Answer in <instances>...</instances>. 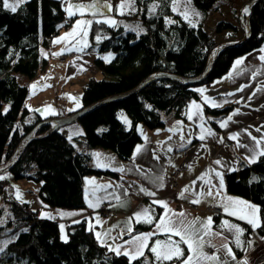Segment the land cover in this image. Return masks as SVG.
<instances>
[{
	"label": "trees",
	"instance_id": "16d2710c",
	"mask_svg": "<svg viewBox=\"0 0 264 264\" xmlns=\"http://www.w3.org/2000/svg\"><path fill=\"white\" fill-rule=\"evenodd\" d=\"M154 2L160 7L152 14L149 8ZM215 2L191 0L203 19ZM136 6L145 28L143 34L135 35L106 24L92 25L106 36L98 51H111L114 56L110 62L99 58L94 61L101 78L87 79L81 91V108L76 112L108 98L125 95L155 74L194 79L203 72L209 53L220 44L203 30L202 22L195 27L188 25L173 11L172 0H136ZM65 19L62 0H26L15 13L5 9L0 0V166L8 161L28 133L34 130L33 137L43 135L51 127L48 121L55 119H41L35 115L33 121L22 124L21 129L16 126L29 114L25 107L28 87L17 80V75L32 80L46 71L47 60L40 49L47 47L58 34L59 25ZM166 19L175 23L168 24ZM248 25L246 42L219 51L203 81L184 83L151 79L120 100L95 106L77 121L83 133L76 140L77 147L59 129L44 138L31 140L8 171L13 180L36 183V193L29 192L50 208L83 209L84 201H49L66 194L83 193L84 180L88 176L111 174L91 165L90 151L110 150L119 159L128 161L141 142L138 125L155 130L164 126V115L183 118L186 105L200 98L199 87L226 73L235 58L261 46L264 43V0H256L251 5ZM236 31L232 23L222 19L214 26L216 34ZM9 105V111L4 114V108ZM232 107L205 108V112L217 120ZM119 111L126 115L129 124L119 119ZM215 122L211 120L214 128ZM224 185L226 191L264 189V156H259L255 163L242 164L238 170L226 173ZM0 196L7 205L8 215L0 226V234L12 236L15 233L0 251V264H128L127 257L117 256L100 245L84 219L66 224L65 242L61 238L60 223L39 217L30 202L18 200L8 180H0ZM234 196L260 206L261 227L256 230L259 236L263 235L264 194ZM138 228L146 229L147 226H137L135 231ZM5 229L11 230L6 233ZM144 257L152 264L154 258L148 250L132 264H142Z\"/></svg>",
	"mask_w": 264,
	"mask_h": 264
},
{
	"label": "crops",
	"instance_id": "0c3cea01",
	"mask_svg": "<svg viewBox=\"0 0 264 264\" xmlns=\"http://www.w3.org/2000/svg\"><path fill=\"white\" fill-rule=\"evenodd\" d=\"M9 2L13 3L15 0H9ZM70 2L87 4L90 0H70ZM110 3L112 4L114 12L113 10L110 13L106 12V15L116 20L117 26L114 28L120 27L124 29L125 32L135 33V31L132 30H126L125 26L127 25L129 29H131L139 25V28L143 29V32H140V34L145 32V28L140 22V10L137 6V11L132 14L118 15L116 6L120 3V0H110ZM241 4L242 0H233L232 2L229 0H216L213 9L207 12L206 17L208 13H213L222 19V7L235 11ZM63 6L64 8L66 7L65 1H63ZM65 16L66 19L59 25L58 34L50 40L49 46L40 49L41 55L47 60L46 71L32 80H28L23 75H17V80L20 83L27 84L29 92L25 100V107L28 109L29 114L22 121L23 124L31 123L35 115L41 119L61 118L76 112L81 108V91L87 79L90 77L99 79L101 77L94 62L97 57L90 54L88 51H96L102 54L103 57L110 55V60L114 56V53L111 51H98L100 42L106 36L103 32L95 28L93 29L92 27L87 37L90 47H87L84 52L66 51L62 55L53 56L52 53H58L65 47V42L62 41L59 44H54L53 41L71 31L76 20L82 18L93 19L89 14L81 17L79 13H77L74 17L68 19L67 13L65 12ZM97 18L102 19V17ZM229 22L237 28V31L235 33L223 32L226 39L224 40L225 42L236 41L239 38L232 36L238 34L239 31L242 32L239 20H237V22L232 20ZM137 31H139V29H137ZM96 35L101 36L99 43L96 42ZM76 39H79V37ZM75 43L76 40H72L71 44L68 45L69 48ZM261 49H264V43L258 48L235 58L231 62L226 73L213 79L205 86L199 87L198 90H205L203 96L199 92L200 98L192 100L186 105L183 111V118L176 117L172 114L164 115V126L155 130H149L144 126L138 125L137 130L140 134L141 142L135 146L132 156L128 161L119 159L110 150L94 149L90 151L91 165L99 170L111 172V174L91 175L86 177L83 184V192L86 187L90 190L95 187V185L86 184V180L91 179H95L97 185H112V187L106 190L97 191H140L141 187L148 191L182 190L186 186H192V181L194 180L196 184L192 187H194L196 191H206V186L202 187L204 181L197 179L201 174L209 172L211 183L219 184V179L215 177L210 169L221 172L223 176V191H226L224 175L228 172H232L229 170L231 168L238 170L242 164H249L245 156H252V153L248 151L247 147L237 148V141L229 139V136L240 133L239 143L251 146L255 144V141L251 139L248 132L251 133V136L257 138H260L262 133H264V91H260V89L264 88V61L259 59L260 56H264V52L260 51ZM42 53H47V57ZM70 54L72 55L70 56ZM61 57H63V59H61ZM238 59H242L243 63L237 66L235 62ZM102 60L105 61L104 59ZM37 82V87L35 89L31 88V85ZM245 85H248V87H244L243 91H238L239 88ZM253 92H255V95H252ZM228 93H233V95H227ZM204 96H207L209 99L222 106L212 107L204 101ZM193 101L200 105V110H202L204 118L203 122L196 116H194L191 121L187 118L186 113H189L190 105ZM228 105H233V107L221 119L216 120L215 116L205 112V108L220 109ZM49 106L52 111H45ZM36 109H40L41 111H35ZM237 109L239 112L232 116V121H228L227 127L221 128L220 122L226 121L228 116L232 115ZM196 111L197 109H191L192 113ZM213 119L216 121V128L211 124V120L213 121ZM178 121L181 122L180 125H177ZM201 123H203L204 128L211 129L212 132L215 133V136H208L205 141H201L198 138L201 131ZM76 124L78 123L73 122L59 128L60 132L63 133L67 140L75 147H77L76 140L80 139L83 134L80 125ZM124 124L127 125L125 122ZM257 127L261 128V132L255 131ZM173 128H177L175 133L169 131V129ZM170 136L172 137L171 139H169ZM69 137H71V141ZM181 137L184 139L181 140ZM221 139L223 143L218 142ZM188 140H191L190 144L187 143ZM182 143L186 145L184 148L179 147ZM202 144L204 147H201ZM138 146L141 148L140 153H136ZM169 148H171L172 151H168ZM260 148H264V143L257 148V151H259ZM93 153L101 154L100 167H97V161L92 155ZM134 153H136L135 159H133ZM154 155L158 156L159 159H155ZM104 157L113 159L106 160ZM217 159L221 160V164L217 165L213 163ZM121 167L125 169L123 173L119 171ZM157 176L163 177V188L158 187L160 181L156 180ZM223 196H230L248 201L234 195H221L217 197L216 200H212L211 197L205 198L201 196L202 202L198 205L178 199V197L97 200L98 206L95 208L89 207L88 203L84 201L85 207L83 209L66 210L50 208L48 206L45 207L46 205L36 198L35 203L31 204V207L36 210L37 213L41 211L45 218L54 219L59 223L70 224L84 219L88 228L89 222L94 226V234L95 232L104 233L111 229L110 235L115 237L122 231L123 222L144 207L155 209L153 215L156 218L162 215L165 209L157 204H153L152 201L154 199H163L167 202L168 207L175 212L185 211L189 214L188 219L199 217L202 220H206L208 217L212 218L211 230L213 232L222 233V235L210 238L211 243L216 247L212 248L206 246L204 250L208 254L218 255L221 261L227 260L228 264H238V262L244 260L247 261V264H264V239H261L264 237V233L259 236L257 230H255V235H251L250 232L252 228L247 222L225 214L223 209L218 206ZM191 198L192 197H189V199ZM211 207L220 209V214H215L210 211L209 208ZM59 213L78 214L61 216ZM7 216L6 213L5 216L1 218V224H4ZM38 216L42 217L41 214H38ZM97 217L99 218V222L97 221ZM225 220L230 224L238 225L240 228L244 229V233L240 237V248L236 247L234 235L227 230L226 226H222ZM116 225H120V227H115ZM137 226H147V228H138L139 230L135 231ZM153 226L154 225L136 223L133 221L132 235L152 231ZM3 234L4 233L0 234V249L7 244V242H3ZM224 237H227V240H225ZM101 238L108 239L109 244L113 243V241L107 237L102 236ZM165 238L164 234L152 237V240L149 241V247H151L154 240H164ZM128 239H130V237L124 235L122 239L115 241V243H123ZM172 239L178 240L179 237L173 236ZM223 243H228L229 248H231L232 252L235 254V260H233L231 256H227L222 248L219 252L216 251V248H220ZM181 247L185 248V256H187L188 252L186 246L181 245ZM146 250L147 249H145V252ZM165 264H179V262L173 260L165 262ZM208 264H214V262H208Z\"/></svg>",
	"mask_w": 264,
	"mask_h": 264
},
{
	"label": "snow or ice",
	"instance_id": "6c2138e0",
	"mask_svg": "<svg viewBox=\"0 0 264 264\" xmlns=\"http://www.w3.org/2000/svg\"><path fill=\"white\" fill-rule=\"evenodd\" d=\"M25 2V0H15V2L10 3L9 0H3V7L5 9L10 10L12 13H15L17 11L18 6ZM66 7L64 8L65 12L67 13L68 19H71L74 17L77 13L81 17H84L86 14H89L93 17V19H78L75 21L71 31L65 33L64 36L57 38L55 41H53L54 44H59L62 41L65 42V47L61 49L58 53H52L53 56H59L62 55L66 51H78V52H84V50L87 47H90L87 41V37L89 35V31L91 30V27L93 23L95 24H107L110 27L117 26V22L114 18L111 16L106 15V12L110 13L113 10L112 4L110 3V0H90L89 3H72L70 0H65ZM191 4V0H185L186 7ZM159 3H152L151 7L149 8V12L154 14L156 12V9L159 8ZM172 8L173 11H176L178 8V0H172ZM136 0H120V3L116 6V12L118 15H125V14H132L136 12ZM244 13H248V8L246 7L244 10ZM196 16L199 15V13H194ZM183 18L186 21H189L190 24H192L193 27H195V24L191 22L189 12L186 10L182 13ZM97 17H102V19H98ZM166 23L171 24L175 23V21H172L170 19H166ZM63 26V25H61ZM126 30H132L137 31V35L140 34V32H143L142 28H139V25L136 26V28H131L126 25ZM79 37V39H76ZM106 38V37H105ZM96 42L99 43L101 40L100 35H96L95 37ZM72 40H76L75 44H72V47L69 48V44H71ZM79 45V47H78ZM260 51L264 52V49H261ZM47 57V53H42ZM111 56H104L102 59L105 60V62H110ZM259 59L261 61H264V56H260ZM243 63L242 59H238L235 62V65H241ZM231 76V74H230ZM37 83L31 85V88L35 89L37 87ZM244 87H248V85L242 86L238 89V91H243ZM200 94L203 96L204 89L198 90ZM260 91H264V88L260 89ZM227 95H233V93H228ZM252 95H255V92L252 93ZM74 99V98H73ZM204 101L211 105L212 107H220L222 105L215 103L211 99H209L207 96H204ZM197 109L195 113L191 112V109ZM10 109V105L6 106L4 108V114H6ZM71 110V109H70ZM35 111H41L40 109H36ZM45 111H52L51 107L49 106ZM239 112L237 109L235 112H233L232 115H229L226 121L220 122V127L225 128L227 127L228 121H232V116L236 115ZM188 120H193L194 116L199 118L203 122V114L202 110H200V105L197 104L195 101L192 102L190 105L189 113H186ZM124 122L126 124H129L130 122L127 120V118H124ZM181 122H177V125H180ZM201 131L199 133V139L201 141H205L206 137L208 136H215V133L212 132L211 129H207L203 127V123H201ZM169 131H172L175 133L177 131V128L169 129ZM246 131V130H245ZM256 132H261V128L257 127L255 129ZM82 134V133H81ZM239 135L240 133L232 134L229 136V139L237 141L236 147H247L248 151L252 153V156H245V159L248 160L249 164L255 163L259 156H264V148H260L259 151H257V148L264 143V133H262L260 138H257L255 136H251V133L248 132V135L251 137L253 141H255L254 145L246 146L244 144L239 143ZM172 137L170 136L169 139ZM184 138L181 137V140ZM69 140L71 141V137H69ZM220 143H223V140L221 139L218 141ZM188 144L191 143V140L187 141ZM185 144H180V148H184ZM201 147H204L202 144ZM168 151H172L171 148L168 149ZM141 148L138 146L136 149V153H140ZM133 156V159H135V154ZM94 158L97 161V167L101 166V154L99 153H93L92 154ZM155 159H159L158 156L154 155ZM106 160H112L113 158L110 157H104ZM214 164H221V160L217 159L213 162ZM231 171H235V168L229 169ZM120 172H124L125 169L123 167L119 168ZM211 172L214 173L215 177L219 179V184L211 183V176L209 175V172H205L201 174L197 179L204 181V185L202 187L206 186V191L198 192L194 189V186L196 184V181H192V186H186L184 189L181 190V192L178 194V199L186 200L189 203L192 204H200L201 196H204L205 198L211 197L212 200H216L217 197L222 195L223 191V176L221 172L216 171L215 169H210ZM207 177V179H206ZM4 179L3 176H0V180ZM255 179V178H254ZM157 181H160L158 187L163 188V177L157 176ZM86 184L89 185H95L94 188L91 190L89 188H85L84 191V197L86 202L88 203V206L91 208H95L98 206V201L96 198V191L97 190H106L109 187H112L111 184L108 185H97L95 179L86 180ZM122 187V186H121ZM141 192H144L145 195L148 196H155L156 192H150L147 189L141 187ZM186 193L188 195H186ZM189 196L192 198L189 199ZM91 197V199H90ZM17 198L20 199L21 195L18 192ZM101 199H107V197H103ZM117 200H119V197H116ZM153 204H157L160 207L164 208L165 211L162 215H160L158 218H156L153 213L155 212V209H150L149 207H144L140 211H137L133 214L132 217H129L128 220L123 222V229L120 233H118L117 236L113 237L110 235L111 229L101 233V232H95V236L97 240L99 241L100 245L102 247H107L109 252L115 253L117 256H124L127 257L128 264H132L133 261L139 259L140 257L144 256L145 249H147L152 256L154 257L152 264H165V262L176 260L179 262V264H208V262H214V264H228L227 260L221 261V258L218 255L215 254H208L205 252V247H212L215 248L216 246L211 243V237L214 236H221L222 233L219 232H213L211 230V224H212V218L208 217L206 220H202L199 217L188 219V215L185 211L175 212L171 208L168 207V204L165 200H153ZM218 206L223 209V212L229 216L236 217L237 219L244 220L247 222L251 228L252 231L255 232V230L259 227H261V218H260V206L254 205L248 201H244L241 199L233 198L230 196H223L222 200L218 203ZM47 207V206H45ZM78 213H59V215H77ZM41 218H45L44 215H42ZM97 221L99 222V218L97 217ZM133 221L136 223H145L154 225L152 231H149L147 233H137L136 235H132L133 233ZM80 221H75V223H79ZM222 226H226L227 230L231 232L235 237V244L236 247H241V240L240 237L244 233V229L240 228L238 225L230 224L227 220L223 222ZM115 227H120V225H116ZM61 231H63L64 226L60 225ZM89 231H94V226L89 222ZM164 234L165 239L159 240L156 239L152 242L151 247H149V241L152 240V237ZM124 235H128L130 239L124 241L123 243H115V241L122 239ZM107 237L113 241L112 244L108 243V239H102L101 237ZM173 236L179 237L178 240L172 239ZM65 242H67L66 236L63 237ZM209 238V239H206ZM225 240H227V237H224ZM261 239H264L262 237ZM181 245L186 246V250L188 252V255L185 256V248L181 247ZM223 249L225 251V254L227 256H231L233 260L236 259L235 254L232 252V249L229 248L228 243H223L220 248H216V251L219 252L220 249ZM2 251V249H0ZM142 264H149L148 258L144 257V260L142 261ZM238 264H247V261H241L238 262Z\"/></svg>",
	"mask_w": 264,
	"mask_h": 264
},
{
	"label": "rangeland",
	"instance_id": "374dc122",
	"mask_svg": "<svg viewBox=\"0 0 264 264\" xmlns=\"http://www.w3.org/2000/svg\"><path fill=\"white\" fill-rule=\"evenodd\" d=\"M63 1H65V0H63ZM229 1L232 2L233 0H229ZM246 2H248V0H244V1L242 0V4L235 11H231L229 8L222 7V11H223V15H221L222 16V20L227 21V22H229L231 20L234 21V22H237V20H239V18H240L241 8L243 7V5H245ZM186 10L189 12L190 20H191L192 23L195 24V26L198 23L202 22L203 30L211 38H213V40L216 43L225 42L224 40H226V39H225V36H224L223 32L221 34H216L214 32V26H215L216 22L221 20L218 15H215L213 13H208L207 17H205L206 19L205 18L203 19L201 14H200V12L198 10H196L192 6V4H190L189 6L186 7L185 0H178V8L174 12L178 13L180 15V17L185 22H187L188 25H190V26H192V24H190L189 21H186L183 18V15H182V13L184 11H186ZM113 12H114V10H113ZM194 13H199V15L196 16ZM243 15L245 17L246 14L243 12ZM133 27H135V26H133ZM224 33H226V32H224ZM134 34L137 35V31H135ZM242 34H243V32L239 31L238 34H235L232 37L240 38L242 36ZM61 59H63V57H61ZM118 117L122 121H124V118H127L126 115L122 111L118 112ZM75 123H78V122H75ZM22 124L23 123L21 121H18L16 126H18L21 129L22 126H23ZM76 125H79V124H76ZM0 176H3L5 180L9 181V185L11 186V191H12L13 195L16 198H17V193L18 192L20 193L21 198L20 199L17 198L18 200H20V201H28L31 204L35 203V201H36L35 199L37 197L35 195H31L29 191H33L34 193H36V190H37V187H38L36 183H33V182L25 180V179L24 180L23 179L22 180H13V178H12V176H11V174L9 172H5L3 174H0ZM0 209L2 211V213L0 214V226H1L2 225L1 224V218H3L5 216V214L7 213V205L3 202V199H2L1 196H0ZM38 214L43 215V213L41 211ZM60 225L64 226L63 231H61V238L64 239L63 237L66 236L65 235L66 223H60ZM8 230H11V229H5L6 233H7ZM14 235H15V233H13L12 236L4 237V241L3 242H9L10 240L13 239Z\"/></svg>",
	"mask_w": 264,
	"mask_h": 264
},
{
	"label": "water",
	"instance_id": "95a60500",
	"mask_svg": "<svg viewBox=\"0 0 264 264\" xmlns=\"http://www.w3.org/2000/svg\"><path fill=\"white\" fill-rule=\"evenodd\" d=\"M256 0H249L248 2L245 3V5H243V7L241 8V13H240V18H239V21H240V26H241V29H242V36L240 39L236 40V41H233V42H225V43H220L218 44L208 55L207 57V62H206V65H205V68L203 70V72L201 73V75H199L198 77L194 78V79H191V80H186V79H180V78H177V77H174V76H171V75H167V74H155V75H152L150 77H148L147 79H145L142 83L139 84V86L137 88H135L133 91L125 94V95H122V96H116V97H111V98H108L104 101H101L99 103H96L90 107H87V108H84L78 112H75V113H72L66 117H62V118H57V119H54L52 120V125L50 127V129L44 133L43 135L39 136V137H33V134H34V130L31 131L30 133H28L22 140L21 142L18 144V146L16 147L14 153L12 154V156L8 159V161L0 166V174H3L5 172H8L13 166L14 164L18 161L19 157H20V154L22 153V151L24 150V148L26 147V145L31 141V140H34V139H37V138H44L45 136H47L50 132L54 131V130H57L65 125H68V124H71L73 122H77L85 113L89 112L91 109H93L95 106L97 105H100L102 103H106V102H110V101H117V100H120L121 98H123L124 96H127V95H130L136 91H138L144 84H146L148 81H150L151 79H159V78H164V79H170V80H173V81H177V82H184V83H199L201 81H203L214 60H215V57L217 56L218 52L221 51L222 49H225V48H229V47H233V46H237V45H240V44H243L246 42L247 38L249 37V25H248V15L250 13V8H251V5L255 2ZM248 8V13L245 15H243V10L245 8Z\"/></svg>",
	"mask_w": 264,
	"mask_h": 264
},
{
	"label": "built area",
	"instance_id": "2783aa9c",
	"mask_svg": "<svg viewBox=\"0 0 264 264\" xmlns=\"http://www.w3.org/2000/svg\"><path fill=\"white\" fill-rule=\"evenodd\" d=\"M210 211L214 212L215 214H220V209L215 208V207H211L209 208ZM251 235H254V233L251 231L250 232Z\"/></svg>",
	"mask_w": 264,
	"mask_h": 264
}]
</instances>
